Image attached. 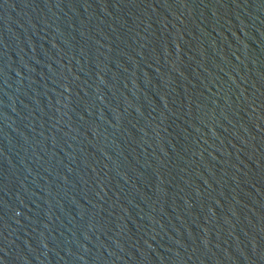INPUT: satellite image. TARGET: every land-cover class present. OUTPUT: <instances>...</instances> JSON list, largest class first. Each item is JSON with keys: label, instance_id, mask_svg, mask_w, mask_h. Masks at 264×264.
I'll return each mask as SVG.
<instances>
[{"label": "water", "instance_id": "obj_1", "mask_svg": "<svg viewBox=\"0 0 264 264\" xmlns=\"http://www.w3.org/2000/svg\"><path fill=\"white\" fill-rule=\"evenodd\" d=\"M0 264H264V0H0Z\"/></svg>", "mask_w": 264, "mask_h": 264}]
</instances>
